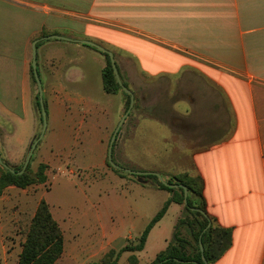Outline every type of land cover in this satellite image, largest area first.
I'll use <instances>...</instances> for the list:
<instances>
[{
	"label": "crops",
	"instance_id": "1",
	"mask_svg": "<svg viewBox=\"0 0 264 264\" xmlns=\"http://www.w3.org/2000/svg\"><path fill=\"white\" fill-rule=\"evenodd\" d=\"M52 34L68 39H42ZM36 39L47 111L36 156L50 172L62 170L64 147L72 152L82 138L97 149L90 168L108 170L115 122L107 108L114 93L103 83L106 56L79 40L129 55L150 76L215 84L219 119L211 130L189 111L197 96L193 86L180 95L189 109L173 108L185 118V134H174L195 149L194 170L184 172L203 177L208 214L217 226L232 229V245L212 264H264V0H0V152L13 165L25 161L39 129L32 68ZM123 111L120 106L119 118ZM134 115L135 122H159L172 130L158 117ZM129 181L143 195L156 192L160 200L153 205L172 196L153 184ZM170 207L178 221L184 205ZM127 238L132 236L118 235L108 244ZM1 248L6 256L5 241Z\"/></svg>",
	"mask_w": 264,
	"mask_h": 264
},
{
	"label": "rangeland",
	"instance_id": "2",
	"mask_svg": "<svg viewBox=\"0 0 264 264\" xmlns=\"http://www.w3.org/2000/svg\"><path fill=\"white\" fill-rule=\"evenodd\" d=\"M115 53L122 81L134 93V105L114 142V161L122 167L158 172L164 178L188 169L193 171L190 157L195 149L180 143L179 137L174 134H185V118L176 115L173 108L181 111L189 109L180 95L186 92L187 86H193L197 96L189 111H192L194 120H199L203 127L210 128L216 125L219 119V114L216 113L220 101L217 87L204 80L187 81V76H182L178 82L169 76H150L143 73L129 55L117 51ZM118 93L108 96L112 100L107 108L115 122L112 134L121 120L117 110L123 106L126 111L129 103L128 95L122 89ZM144 97L147 98L146 101ZM134 114L158 117L172 130L159 122L150 125L148 120L135 122L137 115ZM40 116L41 112L35 139L43 125ZM207 131L204 128V133ZM64 149L60 162L62 170L48 171L45 183L33 184L26 188L8 189V186L4 190L5 198L0 202V264L17 263L22 242L41 199L49 203L54 218L64 232L65 250L56 264L94 263L100 261L103 256L101 253L105 249L107 252L111 246L119 250L128 242L132 245L138 244L140 235L163 209L165 203L162 201L151 204L154 200H160L156 197V192L151 191L143 195V190H140L142 188L133 184L136 182L129 181L138 179L135 174L117 171L113 166H108L105 171L90 168L97 161L89 157L96 155L97 149L87 140L82 138L72 152L69 151L70 147ZM36 151L37 148L29 164L33 172L37 171L42 163L38 162ZM2 159L6 160L3 157ZM23 163L10 164L20 168ZM171 203L166 207L163 216L151 226L148 232L150 236H147L143 249L135 252L138 260L144 261L142 264H147L146 261H150L158 249H166L174 238L181 216L177 221L175 208L170 207ZM184 216L191 220L190 213L186 210ZM198 232L197 226L193 229L194 238L190 239L187 238L189 232L186 226L178 230L181 237L190 239V244L184 249L187 250V255L199 257V244L196 240ZM118 235H131L132 238L116 240L109 243V246L108 240ZM3 241L8 250L6 256L1 248ZM131 253L124 252L118 264H129Z\"/></svg>",
	"mask_w": 264,
	"mask_h": 264
},
{
	"label": "trees",
	"instance_id": "3",
	"mask_svg": "<svg viewBox=\"0 0 264 264\" xmlns=\"http://www.w3.org/2000/svg\"><path fill=\"white\" fill-rule=\"evenodd\" d=\"M104 55L107 61L103 68L104 88L107 92L115 94L121 90V87L114 75L109 55L107 53H104ZM128 98L129 103L127 108L130 105L129 95ZM36 105L40 113L41 107L38 97L36 98ZM40 118L42 120V116H40ZM4 161L10 164L7 160ZM107 164L108 166H112L109 164L108 159ZM22 166L20 168L12 166L16 171L12 172L0 165V195L11 185L19 188H26L30 185L41 184L47 181V171L49 168L47 163H40L35 172H33L28 165L22 174L17 173L21 170ZM117 171L120 170L117 169ZM135 176L142 183L153 184L158 188L169 190L172 193L171 198L165 203L163 209L154 217L153 221L140 235L138 244L132 245L130 244L131 242H128L119 250L110 248L101 257L100 261L89 264H118L120 257L126 251L132 252L129 256V264H136L138 258L135 252L143 249L151 226L163 216L166 207L171 202L183 204L184 212L177 224L173 240L166 249L162 250L157 255L153 264H212L230 248L233 241L232 229L217 226L213 221V217L208 214L207 204L204 198L205 181L202 176L181 172L165 178L169 183H180L187 187V204L185 203L184 189L182 187H168L155 175L141 176L135 174ZM193 207L204 210L208 214V217L204 216L200 211L194 210ZM185 210L190 213L191 220L184 216ZM209 222H211V225L205 230ZM182 226L188 228L189 235L187 238L190 239L194 238L193 229L197 226L199 227L196 239L199 244V257L187 255V250H184L186 249L185 247H187L186 245L190 244V239L181 237L178 234V230ZM200 240L202 244L204 243V255L207 259V263H205L203 259ZM64 250V232L59 222L54 218L49 203L45 199H41L26 232L25 240L22 242V250L16 264H56L62 257Z\"/></svg>",
	"mask_w": 264,
	"mask_h": 264
},
{
	"label": "water",
	"instance_id": "4",
	"mask_svg": "<svg viewBox=\"0 0 264 264\" xmlns=\"http://www.w3.org/2000/svg\"><path fill=\"white\" fill-rule=\"evenodd\" d=\"M47 38H62V39H68L67 37H64V36H60V35H55V34H52V35H48V36H45L43 37L42 39H47ZM40 39H36L33 44H32V68H33V74H34V77H35V80L37 82V85H38V91H39V102H40V107H41V114H42V121H43V125H42V129H41V132L40 134L38 135V137L36 139H34V141L32 142L31 146H30V149L28 151V154L26 156V159L24 161V164L21 168L20 171H18L17 173L19 174H22L27 166L29 165L30 161H31V158L34 154V151L36 149V146L38 144V142L42 139L45 131H46V127H47V111H46V108H45V104H44V99H43V89H42V82H41V79H40V76H39V72H38V67H37V43ZM80 42L82 43H86L88 45H91L92 47H95L97 48L98 50L104 52V53H107L110 57V60H111V64H112V68H113V72H114V75L116 77V80L118 82V84L120 85L121 89L130 96V105L129 107L127 108V110L125 111L124 115L121 117V120L119 121L117 127L115 128L112 136H111V139L109 141V144H108V152H107V159H108V162L110 165H112L114 168L120 170V171H123V172H127V173H130V174H136V175H155L158 177V179L164 183L165 185H167L168 187H182L184 189V196H185V203L187 204L188 202V189L185 185L183 184H180V183H169L165 180V178L158 172H155V171H142V170H135V169H130V168H126V167H122L120 165H118L114 159H113V147H114V142L117 138V135L120 131V128L122 126V124L124 123L126 117L129 115L133 105H134V93L133 91L128 88L124 82L122 81V78H121V75L119 73V69L117 67V63H116V59H115V54L113 51H111L110 49L94 42V41H90V40H86V39H82V40H79ZM0 165H2L4 168L12 171V172H16L15 169L10 165L8 164L7 162H5L3 159H2V156L0 154ZM194 210H197V211H200L204 216L208 217V214L200 209V208H196V207H193ZM211 225V222H209L208 226L205 228V230ZM200 247H201V252H202V255H203V259L205 261V263H207V259L204 255V247H203V244L200 240Z\"/></svg>",
	"mask_w": 264,
	"mask_h": 264
}]
</instances>
